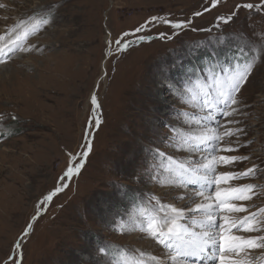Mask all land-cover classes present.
I'll use <instances>...</instances> for the list:
<instances>
[{"label": "rangeland", "instance_id": "374dc122", "mask_svg": "<svg viewBox=\"0 0 264 264\" xmlns=\"http://www.w3.org/2000/svg\"><path fill=\"white\" fill-rule=\"evenodd\" d=\"M204 2L0 0V4L7 5L0 8V35L41 5H61L55 23L31 41L42 52L19 55L0 64V116L4 117L0 120V258L34 214L38 199L55 186L66 167L67 152L80 150L90 114L89 95L95 90L102 102L104 123L95 134L93 152L81 174L34 223L25 244L23 264H96L95 249L104 244L110 246L105 256L110 264L150 261L153 255L164 259L167 250L138 230L145 220L141 210L147 208L150 215L154 214V205L147 199L151 193L169 202L177 190L159 187L160 181H150L147 175L137 180L131 174L140 172L142 158L153 144L173 154L177 161L186 160L189 154L175 152L173 145L165 141L169 129L162 125L175 121L181 110L196 116L202 113L174 103V97L165 99L167 93L161 95L157 89L159 69L175 61L177 66L169 73L170 79L178 85L191 79L195 87L199 78L203 87L208 81L203 72L196 70L209 64L215 68L233 64V34L250 32L251 28L264 30V14L242 11L224 33L188 32L172 42L155 41L111 59L104 55L105 40L109 32L115 37L152 15L190 16ZM236 2L226 0L218 11L227 12ZM216 14H206L196 24L207 27ZM225 33L228 36L221 42L219 37ZM196 44L202 46L194 48ZM105 70L108 77L101 81ZM240 100L243 114L237 119L242 123L237 126L243 127L246 135L239 140L247 146L236 154L247 155L250 160L238 164L235 170L242 171L253 163L264 167V60L243 88ZM12 116L18 119L13 121ZM178 131L187 135L199 128L178 127ZM114 182H118L115 187ZM234 183L264 185V171ZM175 203L182 206L188 202L177 199ZM236 203L256 211L264 207V195ZM116 212L120 215L113 224L110 221ZM230 215L239 219L247 213ZM121 222L125 223V234L119 231ZM234 234L247 237L259 233L234 230ZM249 252L260 256L264 250ZM240 259L245 257L241 255ZM209 264H218V257Z\"/></svg>", "mask_w": 264, "mask_h": 264}, {"label": "snow or ice", "instance_id": "6c2138e0", "mask_svg": "<svg viewBox=\"0 0 264 264\" xmlns=\"http://www.w3.org/2000/svg\"><path fill=\"white\" fill-rule=\"evenodd\" d=\"M224 3L226 0H205L203 6L193 11L190 16L174 17L170 13L152 15L115 37L109 32L105 40V58L122 56L134 47L151 45L155 41L166 44L188 32L224 33L226 27L239 19L242 11L264 14V0H259L258 3L237 0L229 11H218ZM6 7L7 5L0 4V8ZM59 7L60 4L41 5L33 9L27 19H21L5 35H0V64H7L19 55L42 52L43 49L31 41L38 39L40 33L55 23ZM214 11L217 14L209 26L196 24L197 19ZM227 36L225 33L219 40L223 42ZM232 39L233 64L220 68L209 64L205 66L207 71L205 67L196 70L203 72L204 80L208 81L203 87V80L199 78L195 80V87L191 86V79L181 85L170 79L169 73L177 66L175 61L171 65L162 64L159 69L157 89L161 95L167 93L165 99L174 97V103L191 106L202 115L196 116L190 111L181 110L177 112L175 121L169 120L162 125L169 129L165 133V141L173 145L175 152L189 154L186 160L177 161L173 154L153 144L147 149L148 154L142 158L140 172L131 174L137 180H142L143 175H147L150 181H160L159 187L177 191L169 202L163 201L158 194L151 193L147 199L149 204L154 205V214L150 215L147 208L141 210L145 220L138 230L167 250L163 254L164 259L153 255L150 261L131 260L128 264H209L210 261H216L217 257L218 264H264V252L260 256L249 252L264 250V207L250 211L243 204L236 203L252 201L254 197L260 198L264 195V185L234 183L257 177L264 171L259 163H253L242 171L235 170L238 164L250 160L247 155L236 154L242 147L247 146L240 143V136L246 135V132L243 127L237 126L242 123L237 117L243 114L240 100L242 90L254 74L258 63L264 60V30H241L233 34ZM201 46L196 44L194 48ZM107 77L108 71L105 70L100 80ZM96 88H99V82ZM89 105L90 114L82 131L80 150L67 152L66 167L55 186L38 199L34 214L10 245L5 256L0 258V264H23L25 244L32 234L34 223L46 213L54 199L69 187L71 180L81 174L93 152L95 134L104 123L102 102L95 90L89 95ZM3 118L0 116V120ZM17 119L12 116L13 121ZM193 126L198 127L199 131L187 135L178 131V127ZM116 183L118 182H114V187ZM177 199L188 203L177 206ZM108 211L111 212V209ZM232 213L247 215L233 219L230 215ZM119 215V212L114 213L110 222L115 224L116 216ZM234 230L259 234L245 237L234 234ZM119 231L125 234L124 222L120 223ZM109 249L107 244L95 249L96 264H110L105 261ZM143 255L145 254L141 252V256ZM230 255L237 258L226 259ZM241 255L245 259H240Z\"/></svg>", "mask_w": 264, "mask_h": 264}]
</instances>
